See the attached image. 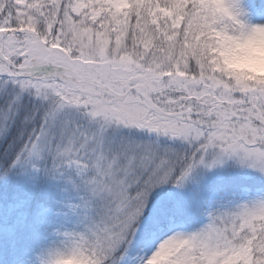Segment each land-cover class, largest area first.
I'll list each match as a JSON object with an SVG mask.
<instances>
[{
	"label": "snow or ice",
	"instance_id": "obj_1",
	"mask_svg": "<svg viewBox=\"0 0 264 264\" xmlns=\"http://www.w3.org/2000/svg\"><path fill=\"white\" fill-rule=\"evenodd\" d=\"M264 0H0V264H264Z\"/></svg>",
	"mask_w": 264,
	"mask_h": 264
},
{
	"label": "clouds",
	"instance_id": "obj_2",
	"mask_svg": "<svg viewBox=\"0 0 264 264\" xmlns=\"http://www.w3.org/2000/svg\"><path fill=\"white\" fill-rule=\"evenodd\" d=\"M242 60L233 61L237 67L254 73H264V33L247 41L244 46Z\"/></svg>",
	"mask_w": 264,
	"mask_h": 264
}]
</instances>
